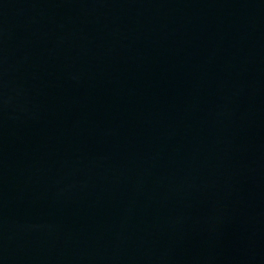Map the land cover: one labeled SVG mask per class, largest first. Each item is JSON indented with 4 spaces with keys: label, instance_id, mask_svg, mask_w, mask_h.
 <instances>
[{
    "label": "water",
    "instance_id": "water-1",
    "mask_svg": "<svg viewBox=\"0 0 264 264\" xmlns=\"http://www.w3.org/2000/svg\"><path fill=\"white\" fill-rule=\"evenodd\" d=\"M0 264H264V0H0Z\"/></svg>",
    "mask_w": 264,
    "mask_h": 264
}]
</instances>
